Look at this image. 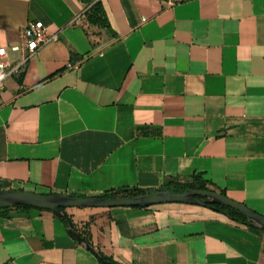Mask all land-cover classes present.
I'll list each match as a JSON object with an SVG mask.
<instances>
[{
  "label": "crops",
  "instance_id": "crops-1",
  "mask_svg": "<svg viewBox=\"0 0 264 264\" xmlns=\"http://www.w3.org/2000/svg\"><path fill=\"white\" fill-rule=\"evenodd\" d=\"M96 1L109 28L87 15ZM39 20L59 40L0 92V190L101 196L200 175L264 216V0H0V46ZM66 212L122 264H264V230L209 206ZM0 264L102 263L57 213L21 207L0 216Z\"/></svg>",
  "mask_w": 264,
  "mask_h": 264
},
{
  "label": "water",
  "instance_id": "water-1",
  "mask_svg": "<svg viewBox=\"0 0 264 264\" xmlns=\"http://www.w3.org/2000/svg\"><path fill=\"white\" fill-rule=\"evenodd\" d=\"M162 203H187L207 206L211 203L230 206L241 212L248 220L249 225H255L264 229V216L253 211L243 203H240L227 195L210 190L188 189L177 192L171 190L154 189L146 195L135 197H113L107 198L101 196H77L67 194H44L26 190H0V209L8 208L11 210L17 207H31L41 210H50L60 216L70 220L67 214V208H112L118 206H151ZM70 235L85 245L101 261L102 264H122L113 260L104 259L93 245L82 236L71 223L68 227Z\"/></svg>",
  "mask_w": 264,
  "mask_h": 264
},
{
  "label": "trees",
  "instance_id": "trees-1",
  "mask_svg": "<svg viewBox=\"0 0 264 264\" xmlns=\"http://www.w3.org/2000/svg\"><path fill=\"white\" fill-rule=\"evenodd\" d=\"M87 3H93L95 0H85ZM89 19L92 22H102L106 28H109V24L107 23V18L103 9V6L101 4L100 1H96L94 3V5L92 6V9L90 11H88L87 13ZM162 190H171V191H177V192H182V191H186L188 189H202V190H210L213 191L212 189H210L208 187V182L206 180H204L200 175H194L192 177V180L189 182H185V183H176L173 185H167L164 186L162 188H160ZM149 192V190H145L142 188H121V189H117V190H112L109 192H106L105 194H103V197H107V198H113V197H135V196H141V195H146ZM223 194L226 195L225 192H221ZM207 206L226 213L227 215H229L232 219L239 221L241 223H245L249 225V220L238 210L230 207V206H226V205H222V204H216V203H211L208 204ZM22 206H19L17 208H21ZM136 207H144V206H136ZM26 208H31V207H26ZM64 210H66L64 208ZM10 212V209L8 208H3L0 209V216L1 215H6ZM60 216V215H59ZM62 221L64 222V224L69 227L70 223L72 225V227H75V224L73 223L72 219L70 218V220L66 219L63 216H60ZM250 229L253 230L254 232H258L260 230H264L262 228H259L255 225H249ZM77 230V229H76ZM82 236H84L86 238V240L91 243V239L88 235L80 233ZM99 254L106 260H111L109 257L105 256L103 253L99 252Z\"/></svg>",
  "mask_w": 264,
  "mask_h": 264
},
{
  "label": "built area",
  "instance_id": "built-area-1",
  "mask_svg": "<svg viewBox=\"0 0 264 264\" xmlns=\"http://www.w3.org/2000/svg\"><path fill=\"white\" fill-rule=\"evenodd\" d=\"M187 0H164L168 6H174ZM59 40V32L50 33L43 21L30 22L24 30L22 44L0 46V92L5 88L8 77L21 75V66L35 56L42 48ZM11 52L23 54L18 62L11 60Z\"/></svg>",
  "mask_w": 264,
  "mask_h": 264
},
{
  "label": "rangeland",
  "instance_id": "rangeland-1",
  "mask_svg": "<svg viewBox=\"0 0 264 264\" xmlns=\"http://www.w3.org/2000/svg\"><path fill=\"white\" fill-rule=\"evenodd\" d=\"M7 47H8V48H11V46H7ZM11 54H14V53H13V52H11ZM11 54H10V55H11Z\"/></svg>",
  "mask_w": 264,
  "mask_h": 264
}]
</instances>
